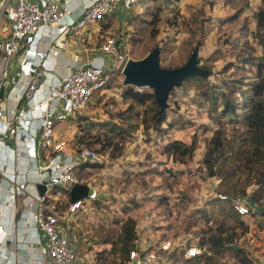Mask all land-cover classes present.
I'll return each mask as SVG.
<instances>
[{
  "label": "rangeland",
  "instance_id": "374dc122",
  "mask_svg": "<svg viewBox=\"0 0 264 264\" xmlns=\"http://www.w3.org/2000/svg\"><path fill=\"white\" fill-rule=\"evenodd\" d=\"M139 2L133 11L137 15L133 25L135 36L132 33L128 36V51L123 61L142 59L155 47L160 46L161 66L175 68L186 63L200 40L203 45L196 48L198 66L213 63L210 81L222 91L230 92L231 98L242 100L241 89H247L248 83L255 81L257 74L254 64L246 60L264 55V47L257 37L254 19V13L261 0ZM200 29L203 32L198 31ZM112 33L113 30L108 32L109 35ZM211 56L213 58L206 62ZM124 65L125 62H122L120 70L110 76L112 83L96 102L82 111V126L78 123L74 130L77 129V133L80 130L78 137L83 146L105 156L102 166L98 169L79 171L83 183L88 186L93 184L108 200H122L123 208L127 206L126 203H130L131 207L140 203L141 209L150 206V215H145V221L151 220L149 227L152 229H145L141 226L144 225L143 222H140V239L137 244L140 240L146 241L145 230H152L160 242L170 238L182 244L180 240L186 233L193 245H198L203 238L206 240L218 225L224 223L228 235L237 234L234 242L229 245L257 253L262 259L264 138L260 145L254 147L246 121L234 116H222V105L218 104L214 110L211 104L201 97L193 82L177 86L170 92L167 115L168 121L174 123V126L168 130L167 135L162 136L144 123V119H147L146 106L124 97L126 85L124 75H120ZM143 89L151 90L146 87ZM105 122L121 126L123 133L118 135L109 127L107 129L105 126H97ZM216 132L219 133L218 140L225 146L223 151L217 153L221 156L216 164V174L211 176L204 158L211 144H214L212 139ZM169 139H181L189 144L195 141L197 149L194 156L185 164L169 156L165 151ZM108 143L104 150V145ZM225 194L235 203L244 202L251 207L250 213L240 215L245 221V226L236 223L235 218L226 210L223 211L214 201L219 196L225 197ZM203 209L208 214L202 213ZM58 210L60 212L62 208ZM114 210L116 213L110 215L114 217L115 226L108 227L105 232L113 237L111 240L104 237V243H114L120 230H123L118 217L123 221L126 215L120 216V209ZM78 211L82 213L83 224L86 223L83 228L94 233L96 229L88 225L91 223L89 219L91 216L92 220L102 219V215L96 210L92 200L87 198ZM109 211L112 213V209ZM134 215L139 218L141 212ZM168 218L172 222H164ZM165 234L166 236H163ZM93 235L96 236V231ZM149 242L154 243H144ZM157 245L160 257H165L167 253ZM116 247V252H99V262L124 264L122 260L126 254L118 250V244ZM207 247L209 245L204 247L201 255L206 253ZM206 255L208 256H204L203 264H239L242 256L237 255L233 249L225 250L223 254L211 252ZM176 256L180 258V255Z\"/></svg>",
  "mask_w": 264,
  "mask_h": 264
},
{
  "label": "built area",
  "instance_id": "2783aa9c",
  "mask_svg": "<svg viewBox=\"0 0 264 264\" xmlns=\"http://www.w3.org/2000/svg\"><path fill=\"white\" fill-rule=\"evenodd\" d=\"M138 1L123 0V5L129 10ZM120 2L121 0H88L81 15L68 21L66 18L72 14L71 7L61 5L55 0H0V137H8V131L16 132L17 128L12 124L16 122L21 125L20 130L30 132L37 149L48 155L53 154L50 174L47 171H39L38 174L39 182L45 184L46 191L34 200L37 201L36 222L45 233L44 247L49 264H95L89 261L80 262L78 252L73 246L78 240L77 234L59 230V213L56 207L50 206L48 199L52 197L55 187L70 191L75 184L83 183L77 173V167L82 161H97L101 155L98 151L83 146L75 136L71 146L75 148L76 157L79 158L69 160L65 158L62 152L68 141L57 137V125L64 122L68 130L75 127L82 111L103 94L110 76L120 70L122 62H125V65L128 62L123 61L128 51L127 43L124 45L119 42L118 37L108 35L98 47V55L88 58L74 68H69L58 85L49 87V98L44 100V103L6 110L3 106V89L10 78V63L18 52L32 47L40 33L51 40L69 32L82 35L90 26L114 15ZM47 54L48 51L39 53L40 63L43 64ZM32 71L36 72L38 77L43 74L38 67L32 68ZM25 87L24 94L30 100L33 91L38 89L37 82L28 81ZM29 115L31 119L26 120ZM0 142L4 143L1 138ZM12 157H15V150ZM4 167L0 170V175L6 176ZM9 182L7 190L10 193H16L20 188L27 190L29 187L25 181ZM83 204V200L71 202L70 209L80 210ZM236 207L242 215L250 213L251 210L244 202L237 201ZM24 221L27 222V219L24 218ZM166 243L159 246L167 253L165 257H160L156 247L144 254L134 249L130 252L127 264H177L169 260L171 242ZM204 250L201 245L192 244L186 249V255L197 257Z\"/></svg>",
  "mask_w": 264,
  "mask_h": 264
},
{
  "label": "crops",
  "instance_id": "0c3cea01",
  "mask_svg": "<svg viewBox=\"0 0 264 264\" xmlns=\"http://www.w3.org/2000/svg\"><path fill=\"white\" fill-rule=\"evenodd\" d=\"M55 1L61 5H69V7H71L72 14L66 18L68 21L77 19L88 2V0ZM114 15L112 19L108 17L105 18L104 21L90 26L82 35L69 32L62 34L54 40L46 39L42 33L37 35V40L32 47L18 52L12 58L10 63V78L3 89L4 108L7 110L18 106L27 107L29 104L35 105L39 102L44 103V100L49 98V87L58 85L60 80L63 79V76L68 73L69 68H74L88 58L99 54L97 46L103 43H99V41L104 36V33L107 35L109 31L113 30L114 32L123 27V22L128 17V10L124 7L123 0H121ZM108 22H110V27H106ZM125 39L128 44V37H125ZM47 51V58L43 60L44 62L42 64L40 63L39 53ZM36 67L42 71L43 74L41 77H38L36 72L32 71V68ZM28 81L37 82L38 88L37 91H33L30 100L27 95L24 94L26 88L25 83ZM30 119V115L26 117V120ZM12 124L17 128L16 132L8 131V137H0L4 142H0V170L4 166L6 167H4V169H6V176L0 175V225H2V229L0 230V264H49L44 247L45 233L37 225V201L34 200L37 196L42 195L37 188V184L40 183L39 171H47L50 174V161L52 160L53 154L48 155L40 149H37L33 143L30 132H27L25 129L20 130L19 128H21V125L16 122H12ZM76 127L77 124H75L73 129L68 130L64 122L57 125V137L68 141V145L63 148L64 150L62 152L64 157L68 160L69 158H79L76 157L75 148L71 146L73 143L72 139L75 136L79 138L78 134L81 133L80 130L77 133V129L74 131ZM14 150L15 157L13 158L12 154ZM83 163L85 162L82 161L76 169L78 175L79 171L98 169L90 166L84 167L82 165ZM11 180L17 182L25 181L29 187L27 190L20 188L16 193H10L7 190V185H9V181ZM94 182H96V180ZM91 185L90 187L95 189L96 195L95 197L87 198L92 200L96 210L102 215V219L95 218L96 220H92V216L90 217L91 219H89L91 223L88 225L96 229L95 237L93 235L95 231L93 233L92 230L83 228V225L86 223L83 224L82 213H79V211H71L70 203L72 201L70 191H66L59 186L55 187L52 197L48 199V203L51 207H56L59 213V230L77 234L78 240L73 243V246L78 252L80 262L89 261L95 264H102L99 262L97 254L102 251L109 252L107 250L116 252L114 250L118 247H116V245L114 246L112 242L104 243L102 241L104 237L108 238L109 236L105 233L107 228L115 226V221H113L114 217L112 218L110 215L116 213L114 209H120L118 213L121 214L120 216L126 215L123 221L121 217H118L120 219V224L124 225L126 219L131 216L139 222V228L140 222H143L144 225L141 224V226H144L145 229H152L149 227L151 223L145 221V215H150L149 212L151 208L150 206H146L144 209H141L142 205L140 206V203L137 204L136 207H131L130 203H126L129 208L125 212L121 209L122 200L118 198L108 200L107 197H103L102 193L98 191L93 184ZM60 193L62 195H60ZM87 198L83 199V201L85 202ZM95 201L98 203H95ZM30 202H32V204ZM148 203L149 202H147V204ZM103 204H105L104 207L102 206ZM108 207L112 209V213L108 210ZM58 208H62L60 211L61 214ZM137 212H141L139 218L134 215V213ZM24 218L27 219V222L24 221ZM165 220L164 222H172L169 218ZM145 231H147L146 241L154 242H149L148 245L171 242V248L168 253L169 255L172 254V260L178 258L176 255H180V258H178L175 263L203 264L205 262L204 256L206 255L187 257V248L183 244V238L187 235L186 233L183 234L180 240L182 241L181 244V242H175L170 238H166L160 242L153 234L152 230ZM121 232L122 229L120 230V233ZM150 234H152V236ZM163 236H166V234ZM146 241L140 240V243L146 245V243H144ZM111 248H113V250ZM249 252L251 253V251ZM207 254H211V252ZM250 256L253 258L254 264H264V257L261 259L257 253H251ZM125 262L127 264L128 261L125 259L122 260V263Z\"/></svg>",
  "mask_w": 264,
  "mask_h": 264
},
{
  "label": "trees",
  "instance_id": "16d2710c",
  "mask_svg": "<svg viewBox=\"0 0 264 264\" xmlns=\"http://www.w3.org/2000/svg\"><path fill=\"white\" fill-rule=\"evenodd\" d=\"M139 1L134 4L131 9L128 10V17L124 20L123 27H121L120 30H115L112 35H107L118 37L119 42L123 43L124 45L125 43H127L125 37L127 38L131 33L133 34V36H135L136 31L133 30V25L137 20V15L133 13V11L137 4L140 3ZM254 19L256 20L257 37L261 45L264 47V0H261V4L254 13ZM106 27H110V22L107 23ZM198 31L203 32L202 29ZM107 35L104 33V36L100 39L99 43L103 42L106 39ZM201 45H203V43L199 40L195 49L201 47ZM99 46L100 45H98L97 47ZM158 47L161 49L160 46ZM124 50L127 49L124 48ZM212 58V56L209 57L206 62H209V60H211ZM160 61H162L161 54ZM246 62H252L254 64V67L257 70V74L255 76L256 80L251 83H248L249 87L247 89H241L242 91L240 96L242 100H239V98H231L230 92L222 91L216 84L210 81V77L213 75V63H210L209 65L205 66L202 65V67L207 70V73L205 75H192L186 78L180 86L188 82H193L195 87L200 91L201 97L207 100L211 104L212 108H214V110L215 108H217L218 104L222 105V116H234L236 117V119H244L247 123L248 130H250L252 134L250 138L252 139L253 146L255 147L256 145H260L262 143V139L264 138V100H262V97L264 95V55L260 57H253L252 59L246 60ZM120 75L122 76L123 74L121 73ZM111 83L112 81L111 79H109L107 81L106 88L110 86ZM228 83H226V85ZM232 84H234V82H232ZM141 89L142 90H139L138 87L132 85H126L124 97L146 106L145 110L147 111V119H144V123L146 124V126H149L152 130L160 133L162 136H164L166 133L168 134V130L172 129L174 126V123L168 121V106L165 110L161 111L155 92L152 89ZM235 90L236 89L234 87L233 91ZM80 117L81 116H79V118L77 119V126L78 123L80 126H82V123H80ZM96 124L97 123H94V125ZM97 126H105L107 129L109 127L111 130H115L118 135L123 133L122 127L116 126L115 123L110 124L109 122H105L99 123ZM217 134L219 135V133L216 132L214 139H212V142H214V144H211V147L210 149H208L204 158L205 166L209 170V174L211 176L216 174V164L221 156L217 155V153L223 151L225 146V144H222L221 141L218 140ZM108 145L109 143L107 145H104V150L107 148ZM196 149L197 145L195 141L189 144L181 139H169V141L165 145V151L168 153V155L175 157V159L182 164H185L186 162H188L189 159L194 156ZM100 155L101 157L99 160L93 162L87 161L82 165L84 167L90 166L92 168L101 167V163H103V158L105 156L101 153ZM214 201L217 202L219 206H221L223 211L226 210L228 213H230L229 215L235 218L236 223L240 224V226H245V221L240 217V215L242 216V214L239 213L236 207V203L228 196V194H225V197L223 198L219 196ZM95 203L98 202L95 201ZM137 204L139 203H136L135 205ZM128 208L129 206L127 205L124 208L122 207V210L126 212ZM108 209L111 210V208L109 207ZM202 213L208 214L205 209L202 210ZM138 228L139 222H137L135 218L129 216L124 222L122 232L118 235L117 240L113 243L114 246L116 244L120 246L118 250H121L122 254H126V256H124V259L127 261L130 258V252L132 250L137 249L141 254H144L146 251L151 250L157 245H142L141 243L137 244V240L140 239ZM227 231L228 230L224 223H221L217 226L214 232L209 234L206 240L203 238V240H201L202 242H199V245H201L202 247L209 245V247H207L206 249V253L213 252L216 254H223L225 250L233 249V251L237 253V255H242L239 264H254L253 258L250 256L251 253L249 251H245L242 247H229V244L234 242L235 238L237 237V234L234 233L228 235ZM112 237V235H109L108 239L111 240ZM183 244L186 248H188L194 243H192V240L190 241L188 236L186 235L183 238ZM160 245L161 244L157 245V247H159ZM206 253L204 255H206ZM168 256L169 260L173 259L172 254ZM177 259L178 258L172 261L177 262Z\"/></svg>",
  "mask_w": 264,
  "mask_h": 264
},
{
  "label": "water",
  "instance_id": "95a60500",
  "mask_svg": "<svg viewBox=\"0 0 264 264\" xmlns=\"http://www.w3.org/2000/svg\"><path fill=\"white\" fill-rule=\"evenodd\" d=\"M197 50L191 54L186 63L176 68H165L160 64L161 49L155 47L146 57L133 60L126 63L122 73L124 75V84L132 85L138 88H150L157 97L161 111L168 106L167 101L169 93L188 77L192 75H205L207 70L198 66ZM39 192L43 195L46 186L44 183L37 184ZM94 188L84 184L77 183L70 190L72 202L95 197ZM235 248L236 245H230Z\"/></svg>",
  "mask_w": 264,
  "mask_h": 264
}]
</instances>
